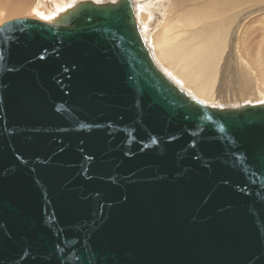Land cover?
Listing matches in <instances>:
<instances>
[{
  "label": "water",
  "instance_id": "obj_1",
  "mask_svg": "<svg viewBox=\"0 0 264 264\" xmlns=\"http://www.w3.org/2000/svg\"><path fill=\"white\" fill-rule=\"evenodd\" d=\"M0 264H264V102L193 99L133 0L3 22Z\"/></svg>",
  "mask_w": 264,
  "mask_h": 264
},
{
  "label": "bare ground",
  "instance_id": "obj_2",
  "mask_svg": "<svg viewBox=\"0 0 264 264\" xmlns=\"http://www.w3.org/2000/svg\"><path fill=\"white\" fill-rule=\"evenodd\" d=\"M67 1L69 0H51L50 7L46 3L43 4L44 0L42 3L38 2L33 10L38 12L37 7L43 6L45 11L39 10L40 12L32 16L35 18L40 14L51 15L52 12L57 14L60 12L59 7ZM153 1L148 0V5L140 6L143 9L138 12L139 18L136 16L137 24L145 39L148 25L146 23L152 15L151 10L156 4L162 8L160 11L162 19L157 22L152 36H149L147 46L152 50L157 64H163L164 72L167 71L170 75L166 74L171 79L175 78L180 88L187 91L193 99L201 100L203 103L211 101L216 96L220 97L225 93L227 95L228 92L222 94L224 88L222 82L217 83L220 90L215 86L222 72L221 61L224 59L225 47L230 40L235 43L231 46L233 58L229 53L230 61L232 63L234 59L239 70L236 72L230 70L232 67L230 69L227 67V79L232 78L237 82L236 76H239L238 95L245 98L248 95L251 99L259 98L260 101L264 99V69L259 75L260 71L257 73L256 70V67L264 66V7L251 11L255 6H252V3L258 0H249L251 4L246 5L245 8L242 6H245L246 0H178L177 3L172 2L165 7L161 2ZM179 5H181L180 9ZM26 6H28L26 3L16 0H0V16L4 15L0 18V24L12 20L7 18L21 16L22 11L29 8ZM238 17L240 18L237 20ZM234 22H237L236 26L233 25ZM232 25L234 30L230 36ZM232 94L235 95L233 92Z\"/></svg>",
  "mask_w": 264,
  "mask_h": 264
},
{
  "label": "rangeland",
  "instance_id": "obj_3",
  "mask_svg": "<svg viewBox=\"0 0 264 264\" xmlns=\"http://www.w3.org/2000/svg\"><path fill=\"white\" fill-rule=\"evenodd\" d=\"M17 2L19 1V2H24V3H26V5H28V6H26V7H29V8H27V10H24V11H22V14H21V16H17V17H12V18H7V19H14V18H20V17H29V18H33V16H32V14H37L38 12H40L39 10H41V11H45V8L43 7V6H39V7H37V9H38V12H35V10H33V7L35 6V4L36 3H38V2H40V3H42V1L43 0H16ZM51 0H44V2H43V4L44 3H46V5H49V7H50V5H52L51 3H49ZM76 1H78V0H69V1H67L65 4H63V5H61L59 8L60 9H58L59 11H61V9H63V7H67L68 6V4L69 5H71V4H73L74 2H76ZM92 1H96V2H110V1H114V0H92ZM134 1V7H135V11H136V15L135 16H137L138 18H139V13H140V10L142 11V7L145 5H148L149 4V2H148V0H133ZM158 2V3H162V6L163 7H165V6H168L170 3H172V2H175V3H177V1L178 0H154L153 2ZM253 1H255V0H253ZM72 2V3H71ZM246 2L247 3H245V6L243 5L242 7H246V5H249V4H251V3H249L250 1L249 0H246ZM140 3H142L141 5H140ZM148 3V4H147ZM144 4V5H143ZM137 5H139V7L137 6ZM255 5V6H254ZM262 5V6H261ZM31 6V7H30ZM140 6H142V7H140ZM252 6H254L253 8L254 9H251V11H254V10H256V9H258L259 7L260 8H262V7H264V0H258V1H255V3L253 2L252 3ZM52 7V6H51ZM53 7H55V6H53ZM137 7V8H136ZM242 7H240V8H242ZM142 8V9H141ZM181 8V5H179V9ZM29 9V10H28ZM160 9V10H159ZM161 7H158V5L156 4L155 5V8L154 9H152L151 11V17H150V19L148 20V22L146 23V24H148L147 25V34L146 35H144L145 36V39H143L145 42H146V44H147V42H148V39H150L149 38V36H152L151 34H152V31H153V29L155 30V26L157 25V22L159 21V20H161L162 18V14H161ZM251 11H249V12H251ZM260 11V10H259ZM259 11H258V13H259ZM262 11H263V9H262ZM139 12V13H138ZM228 13H230V12H228ZM227 13V14H228ZM43 14V13H42ZM45 14V13H44ZM53 14H55V12H52V14L51 15H41L40 14V16L39 17H41V18H39V17H35L36 19H42L43 21H45V20H47V18H49V17H51ZM160 15V16H159ZM43 16V17H42ZM2 17H4V15H1L0 16V18H2ZM241 17V16H240ZM240 17H238L237 18V20L240 18ZM137 20V19H136ZM236 20V21H237ZM143 22V20L141 21V17H140V23H142ZM160 22V21H159ZM158 22V23H159ZM237 22H234V26H236L237 24H236ZM241 24V23H240ZM141 25V24H140ZM232 25V28H230V32H229V35L230 36H232V34H233V30H234V26ZM142 27V26H141ZM228 41V40H227ZM236 41V40H235ZM231 41L229 40V43H227L226 44V47H225V52H224V59H223V61H221V67H222V72L219 74V77H218V82L216 81V86H215V88L216 89H219V87H218V85L219 84H217V83H223V86H224V88L222 89V91H223V93L222 94H224L225 92H228L227 93V95H226V93L224 94V95H221L222 96V98H221V96L220 97H214V98H212L211 99V101H204L205 103L204 104H206V105H209V106H214V107H235V106H241V105H243V104H257V102L258 103H261V102H264V99H262L261 101L259 100V98L257 99V100H255V99H251L248 95H246L247 97L245 98V97H242V96H240V95H238L239 93H240V89L238 88V84H239V76H236V78H237V82H236V80H233L232 78H228L227 79V76H226V74H227V67L230 69L231 67V69L230 70H235L236 72L239 70V67H238V64L236 63V61L233 59V62L231 63V61H230V56H229V53L232 55V52H231V46H233L235 43H234V41L233 42H231ZM229 49H228V48ZM152 51V50H151ZM151 54H152V56H153V52H151ZM232 58H233V55H232ZM253 60H254V58H253ZM226 61V62H225ZM156 62V61H155ZM224 62V63H223ZM157 63V62H156ZM228 64H229V66H228ZM160 68H161V70L164 72L165 70L163 69V64H157ZM236 65H237V67H236ZM221 67H220V69H221ZM262 69H264V66L263 65H261V66H258V67H256V70H257V73H258V71H260L259 73H258V75L261 73V70ZM166 73L168 74V75H170L167 71H166ZM165 73V74H166ZM225 73V74H224ZM166 74V75H167ZM263 74H264V71H263ZM169 77V76H168ZM172 77V76H171ZM260 77V76H259ZM170 78V77H169ZM224 78V79H223ZM172 79L173 80H175L174 82L177 84V80L175 79V78H173L172 77ZM223 79V80H222ZM231 81H230V80ZM224 80H227V81H224ZM232 80H233V82H232ZM241 83V82H240ZM179 84H180V82H179ZM178 85V84H177ZM234 86V87H233ZM218 87V88H217ZM253 88V87H252ZM235 89V90H234ZM238 89V90H237ZM220 90V89H219ZM229 90H230V92H229ZM185 91V90H184ZM218 91V90H217ZM233 93H235V95H233L232 94V92ZM237 91H239V92H237ZM185 92H187V91H185ZM188 93V92H187ZM189 94V93H188ZM192 94V93H191ZM190 95V94H189ZM194 95V94H193ZM233 95V96H232ZM235 96V97H234ZM237 96V97H236ZM250 100V101H249ZM259 100V101H258ZM200 102H201V100H200ZM253 102V103H252ZM203 103V102H202ZM228 105V106H227Z\"/></svg>",
  "mask_w": 264,
  "mask_h": 264
}]
</instances>
